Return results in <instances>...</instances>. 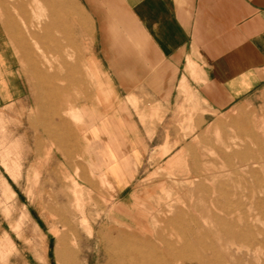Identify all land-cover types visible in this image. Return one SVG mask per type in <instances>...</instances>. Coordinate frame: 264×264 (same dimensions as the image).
<instances>
[{
	"label": "rangeland",
	"instance_id": "obj_1",
	"mask_svg": "<svg viewBox=\"0 0 264 264\" xmlns=\"http://www.w3.org/2000/svg\"><path fill=\"white\" fill-rule=\"evenodd\" d=\"M1 1L14 16L13 0ZM75 1L89 23L81 26L68 16L51 19L39 44L46 52L32 44L38 65L32 64L30 50L6 32L8 18L0 6L5 38L31 88L27 101L0 110V264H66L64 245L74 239L84 248L80 263L93 264L98 241L108 230L115 234L131 215L158 225V208L165 206L158 205V195L177 206L197 200L188 186L196 174L205 181V225L196 231L201 243H178L174 264H256L249 243H223L221 227L212 216L231 217L246 233V225L254 223L252 202L264 188V174L259 185L238 157L227 160L221 152L231 153L226 144L238 140L252 152L249 164L264 163V136L236 124L253 114L264 117V84L249 99L215 101L210 98L215 87L194 52L187 61L183 58L179 70L184 74L173 95L154 99L147 90L154 68L137 63L143 54L137 45L150 39L146 21L158 15V4L181 26L189 18L191 0ZM170 55L163 53V59ZM116 108L124 110L123 117ZM118 122L140 126L149 137L155 136L156 145L145 170L123 193L103 169L99 144L89 140L97 125L115 127ZM176 155V163L168 167ZM184 223L178 217L174 230H186ZM188 237L192 240L191 234ZM238 246L241 251L232 254L230 247Z\"/></svg>",
	"mask_w": 264,
	"mask_h": 264
},
{
	"label": "crops",
	"instance_id": "obj_2",
	"mask_svg": "<svg viewBox=\"0 0 264 264\" xmlns=\"http://www.w3.org/2000/svg\"><path fill=\"white\" fill-rule=\"evenodd\" d=\"M190 4L189 18L185 24L179 23L181 26L165 14L159 4L156 6L158 15L152 22L146 21L151 37L148 42L137 45L143 54L139 55L142 59L136 61L154 68L148 77L147 90L159 100L163 93L173 95L177 81L184 74L179 70L184 65L183 58L187 61V56L196 52L206 68L209 82L215 87L210 92L211 99L251 98L264 84V0H191ZM163 53L171 54L170 58L163 59ZM30 93L29 82L5 38L0 20V110L27 101ZM215 105L220 106V102ZM115 111L123 117L122 108ZM96 130V135L92 132L89 140L99 144L103 169L123 193L147 167L156 146L155 136L149 137L140 126L131 127L123 122L115 127L111 123L99 124Z\"/></svg>",
	"mask_w": 264,
	"mask_h": 264
},
{
	"label": "bare ground",
	"instance_id": "obj_3",
	"mask_svg": "<svg viewBox=\"0 0 264 264\" xmlns=\"http://www.w3.org/2000/svg\"><path fill=\"white\" fill-rule=\"evenodd\" d=\"M12 4H13L14 16H11L10 10L7 7V5H5L4 2L0 0L1 11L2 13H4L3 15H6L8 18L7 30L3 29V31L4 30H6V32L8 31L7 33L10 34L12 40L21 42L26 48L30 50L33 65H38V61L34 58V50L32 49V44L34 43L38 45V48L41 49L42 54L46 52V49L43 46L42 47L39 46V44L42 37L46 33V30L48 28V23L49 21H51V19L68 16L75 23H78L81 26H84L85 24L89 23V18L86 11L75 0H13ZM236 124L241 125L243 130L250 132L255 131L258 136H260V134H262L261 136H264V117H258L257 115L253 114V117L251 119H249L248 117H244V120L242 122H240V120H236ZM252 135L255 138L257 137L255 133ZM243 145L244 144L241 141L238 140L232 141L231 143L226 144V148H228L231 151V153H228L227 150L224 151L222 150L221 156L227 160H229L232 157V155L238 157L241 160V164H245L246 166H248V168H250L248 170L251 171L253 177L260 185L263 179L262 175L264 174V163L254 161L253 165L249 164L248 158L250 157L252 152L248 150L249 149L248 147ZM180 152L182 151L180 150ZM177 159H178L177 155L176 157L170 159L168 161V167H173ZM122 163L124 164V162ZM257 165H259L258 168H255ZM196 169L201 170V167L198 165ZM129 171H127V174L129 173ZM192 174H194L193 171ZM174 176L172 175V177ZM187 177L190 178L189 176ZM194 178H196V180L200 179L199 182L194 183L193 182ZM188 186L189 188H191V192H193L195 196H197L198 198L197 200L186 198L187 200H185V202H183L182 205L180 203V206H177L176 204L174 205L173 202H170L169 199L165 200V196L162 194L156 197V201L158 205L161 204L165 205L164 208L162 209L158 208V210H160L158 217L154 216L157 217L156 222H158V225L151 226L150 224H147L144 216L131 215L128 220L123 222L122 226H118L116 229L114 228L116 230L115 234L114 232L112 233L110 230H108L109 231L108 233L104 232L107 234L98 241L97 253L93 264H174V260L177 257V254L179 253L177 247L178 243H185V244H192L193 242L201 243L200 235H199L200 233L198 234L196 233V231L204 230V225H205V181L203 177L200 176V174H196L195 176L193 175V177L189 180ZM146 187L147 186H145V188ZM164 189L162 190L164 191ZM259 191H260V195L255 196L252 202L253 207L255 209L254 223L246 225V227L249 228L248 233H246L244 231V228L239 226V224L234 219H230L231 217L229 218L227 216L219 217L217 215H214L212 216V219L214 221H217L221 227L222 235H224V241H223L224 244H228L229 246H232L234 245L235 240H239L241 242H247L251 247H253L254 251L256 252L257 255L256 264H264V227L260 225V222L262 221L264 222V188L263 187L260 188ZM139 201H141V199H139ZM148 206H150L151 209L155 208V207L153 208L151 204ZM196 210L199 211L200 214L196 215L195 214ZM178 217L185 222L184 224L186 225V230L179 232L178 231L176 232L174 230V225ZM193 223H195L196 225H193ZM87 225L88 224H86V226ZM113 226L111 228H113ZM86 229L87 228H85L84 230L86 231ZM189 234H191L192 240L188 237ZM230 248H232L231 249L232 254L241 251V246L230 247ZM83 249L84 248H82L75 239L72 240L70 245L65 244L63 257L65 259L66 264H81L79 258H80V253L83 252ZM181 254L185 256V253H181ZM84 264H88V261L86 260ZM190 264H192V262Z\"/></svg>",
	"mask_w": 264,
	"mask_h": 264
}]
</instances>
